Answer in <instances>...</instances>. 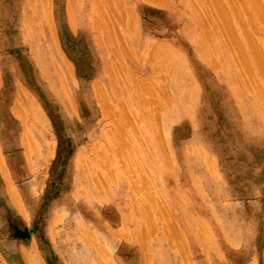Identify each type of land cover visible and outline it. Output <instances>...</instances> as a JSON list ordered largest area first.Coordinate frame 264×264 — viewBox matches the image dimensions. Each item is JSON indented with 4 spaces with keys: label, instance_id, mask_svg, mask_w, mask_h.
<instances>
[{
    "label": "rangeland",
    "instance_id": "obj_1",
    "mask_svg": "<svg viewBox=\"0 0 264 264\" xmlns=\"http://www.w3.org/2000/svg\"><path fill=\"white\" fill-rule=\"evenodd\" d=\"M227 1L0 0V264H264V1Z\"/></svg>",
    "mask_w": 264,
    "mask_h": 264
},
{
    "label": "bare ground",
    "instance_id": "obj_2",
    "mask_svg": "<svg viewBox=\"0 0 264 264\" xmlns=\"http://www.w3.org/2000/svg\"><path fill=\"white\" fill-rule=\"evenodd\" d=\"M151 1H152V0H151ZM153 1H154V2L159 1V2H160L163 6H165V7H167V5H169V3L167 2L168 0H153ZM228 1H229V2H232V3L234 4V1H233V0H232V1H231V0H228ZM228 1H227V2H228ZM236 1H237V0H236ZM246 1H247V0H246ZM262 1H264V0H262ZM262 1H261V2H262ZM229 2H228V3H229ZM251 2H252V3H250V0H249V4H250V5H252L253 3H255V4L252 5V9H251V6L248 5V2H247V4L245 5V6H247V5L250 6V10H251V11H249V8L247 9L250 13H253V12H255V10H257V9H253L254 7H255V8L258 7L259 9L261 8V5L256 7V4H257L256 1H252V0H251ZM232 3H231V4H232ZM263 3H264V2H263ZM217 5H218V4H217ZM224 5H225V4H224ZM226 5H227V4H226ZM234 5H235V4H234ZM236 5H237V3H236ZM242 5H243V4H242ZM254 5H255V6H254ZM92 6H94V5H92ZM214 6H215V5H214ZM263 6H264V5H263ZM97 7H98V6H97ZM97 7H96V8H97ZM220 7H221V6H220ZM167 8H169V7H167ZM221 8H222V7H221ZM232 8H234V6H233ZM242 8H243V6H242ZM92 9L94 10V8H92ZM224 9H226V8H224ZM93 10H92V11H93ZM217 10H218V9H217ZM221 10H222V9H221ZM252 10H253V12H252ZM260 11H261V10H260ZM220 13H222V12H220ZM220 13H219V14H220ZM226 13H227V12H226ZM258 13H260V12H257V14H258ZM222 14L224 15V13H222ZM255 14H256V12H255ZM255 14H254V15H255ZM260 14H261V13H260ZM260 14H259V15H260ZM261 15H264V13L261 14ZM219 16H220V15H219ZM256 16H257V15H255V16L252 15V16H251L252 19L254 20V21L252 20L254 23H255V18H254V17H256ZM221 17L223 18L222 15H221ZM224 17H225V16H224ZM257 17H258V16H257ZM260 17H261V16H260ZM263 18H264V16H263ZM227 19H228V18H227ZM256 19H257V18H256ZM260 19H262V18H260ZM257 20H259V18H258ZM257 20H256V23L258 22ZM228 21H229V20H228ZM259 22L261 23L260 20H259ZM259 22L257 23L258 26L260 25ZM228 23H230V22H228ZM254 23H253V24H254ZM261 24H264V23L262 22ZM223 25H225V23H223ZM255 26H256V25H255ZM260 26H261V25H260ZM240 27H241V26H240ZM258 28H259V27H258ZM261 28L264 29L263 27H260L259 29H257V27H256L257 31L260 30L259 32H262V31H261V30H262ZM237 29H239V27H238ZM225 30H226V29H225ZM262 33H263V32H262ZM111 36H112V35H111ZM231 36H232V35H231ZM233 36H234V35H233ZM107 37H108V36H107ZM107 37H106V38H107ZM234 37H235V36H234ZM234 37H232V38H234ZM249 37H250V36H249ZM238 38H239V37H238ZM250 38H251V37H250ZM257 38H259V40H257V42H261V41H262V40L260 39L261 37H257ZM111 39H112V38H111ZM254 39H255V37H254ZM235 40L237 41V39H235ZM239 40H240V39H239ZM248 41H251V45H250V46H252V45L254 46V44H252V43L254 42V40H249V38H248ZM234 42H235V41H234ZM239 42H240V41H239ZM255 42H256V41H255ZM262 42H263V41H262ZM235 43H237V42H235ZM233 44H234V43H233ZM238 44H239V43H238ZM257 44H259V43H257ZM263 44H264V43H263ZM263 44H262V45H263ZM259 45H261V44H259ZM255 47H256V44H255ZM259 47H260V46H258V47H256V48H259ZM261 48H262V46H261ZM252 49H255V48L252 47ZM262 49H263V48H262ZM261 53H262V51H261ZM258 54H259V53H257L256 55H258ZM241 56H243V55H241ZM131 57H132V56H131ZM257 57H258V56H257ZM263 59H264V58H263ZM149 60H150V59H149ZM257 60H258V58H257ZM239 61H240V60H239ZM245 61H246V60H245ZM263 65H264V64H263ZM153 75H154V74H153ZM100 92H101V91H100ZM101 101H102V100H101ZM101 107H102V106H101ZM103 111H104L103 113H105V112H107L108 110H107L106 108H104ZM120 112H121V111H120ZM105 114H106V113H105ZM102 116L105 117V115H102ZM108 117H109V116H108ZM108 121L110 122V120H108ZM108 121H106V122H108ZM109 124H111V123H109ZM109 124H107V125H109ZM106 128H107V127H106ZM107 129H108V128H107ZM109 130L112 131L111 128H110ZM109 130H108V131H109ZM105 131H106V130H105ZM110 133H111V132H110ZM112 133H113V131H112ZM106 134H107V133H106ZM108 134H109V133H108ZM113 134H114V133H113ZM113 134H111V135L109 134V135H110L109 138L112 137ZM114 137H116V136L113 135V138H111V139H112V140H113V139L115 140ZM107 138H108V137H107ZM116 138H117V137H116ZM127 138H128V137H127ZM109 140H110V139H109ZM116 141H118V138L116 139ZM123 141H124V140H123ZM116 143H117V142H116ZM119 143H120V142H118V144H115V145H116V146H117V145L119 146V145H120ZM121 145H122V143H121ZM121 145H120L119 148H120V150L123 151V149H125L124 147H126L127 145H126V144H123V145H122L123 148L121 147ZM116 148H117V147H116ZM135 148H136V146H135ZM117 150H118V149H117ZM130 151H131V150H130ZM123 152H124V151H123ZM113 153L116 154L117 151H115V152L113 151ZM113 153H112V154H113ZM120 153H121V152H120ZM126 153H127V152H126ZM139 153H140V152H139ZM113 156L115 157L116 155H113ZM127 157H128V156H127ZM104 158H105V157H104ZM127 160H128V159H127ZM142 160H143V159H142ZM118 161H121V160H118ZM140 161H141V160H140ZM103 162H104V161H103ZM107 162H109V160H107ZM116 162H117V161H116ZM104 163H105V162H104ZM112 163H113V162H112ZM130 163H131V162H130ZM107 164H109V163H107ZM142 164H143V163H142ZM111 165H112V164H111ZM153 167H154V166H153ZM115 172H116V170H115ZM130 173H131V172H130ZM108 174H109V173H108ZM173 176H174V175H173ZM141 177H142V176H141ZM93 179H94V178H93ZM96 179H97V178H96ZM99 179H100V178H99ZM146 179H147V178H146ZM146 179H144V181H146ZM112 180H113V179H112ZM136 180H137V179H136ZM96 182H97V181H96ZM102 182H103V181H102ZM104 183H105V182H104ZM145 183H146V182H145ZM101 184H102V183H101ZM104 186H105V184H104ZM97 187H98V186H97ZM104 189H105V188H104ZM106 190H107V189H106ZM100 195H101V194H100ZM183 197H184V196H183ZM151 200H152V199H151ZM145 204H146V203H145ZM148 208H149V207H148ZM154 208H155V207H154ZM155 209H156V208H155ZM155 212H156V211H155ZM148 215H149V214H148ZM162 224H165V223H162ZM168 224H169V226H170L171 228L167 227ZM168 224H166L167 226L164 227L165 230L167 229V231H168V228H169V230L172 231L171 229H173V227L171 226V224H170L169 222H168ZM142 226H143V225H142ZM144 226H145V225H144ZM163 226H164V225H163ZM141 228H142V227H141ZM143 228H144V227H143ZM144 229H145V228H144ZM141 230L143 231V229H141ZM123 231H124V230H123ZM145 231H147V229L144 230V232H145ZM147 232H148V231H147ZM147 232H146V233H147ZM150 232H151V231H150ZM168 232H169V231H168ZM168 232H167V233H168ZM116 233H117V232H116ZM143 234H144V233H141V234L139 235V236H140V240L142 239V237H144ZM169 234H170V232H169ZM145 238L148 239V237H146V236H145ZM145 238H144V239H145ZM144 239H143V240H144ZM143 240H141V242H143Z\"/></svg>",
    "mask_w": 264,
    "mask_h": 264
}]
</instances>
